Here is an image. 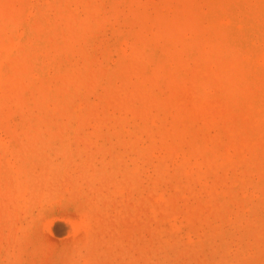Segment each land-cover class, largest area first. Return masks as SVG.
I'll return each instance as SVG.
<instances>
[{
  "label": "rangeland",
  "instance_id": "obj_1",
  "mask_svg": "<svg viewBox=\"0 0 264 264\" xmlns=\"http://www.w3.org/2000/svg\"><path fill=\"white\" fill-rule=\"evenodd\" d=\"M0 264H264V0H0Z\"/></svg>",
  "mask_w": 264,
  "mask_h": 264
},
{
  "label": "bare ground",
  "instance_id": "obj_2",
  "mask_svg": "<svg viewBox=\"0 0 264 264\" xmlns=\"http://www.w3.org/2000/svg\"><path fill=\"white\" fill-rule=\"evenodd\" d=\"M212 214V213H211ZM223 214V213H222ZM55 220H56V216H54L52 219H51V221H50V223L53 225L54 223H55ZM91 221V220H90ZM49 223V224H50Z\"/></svg>",
  "mask_w": 264,
  "mask_h": 264
}]
</instances>
